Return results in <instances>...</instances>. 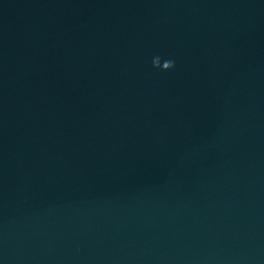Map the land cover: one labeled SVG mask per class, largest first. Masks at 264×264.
<instances>
[{"label":"water","instance_id":"95a60500","mask_svg":"<svg viewBox=\"0 0 264 264\" xmlns=\"http://www.w3.org/2000/svg\"><path fill=\"white\" fill-rule=\"evenodd\" d=\"M0 264H264V0H0Z\"/></svg>","mask_w":264,"mask_h":264},{"label":"clouds","instance_id":"9594fccd","mask_svg":"<svg viewBox=\"0 0 264 264\" xmlns=\"http://www.w3.org/2000/svg\"><path fill=\"white\" fill-rule=\"evenodd\" d=\"M161 63H163V67H161ZM175 62L173 60H164L161 62V58L159 56L153 57L152 66L154 68H159L162 71H167L174 67Z\"/></svg>","mask_w":264,"mask_h":264}]
</instances>
